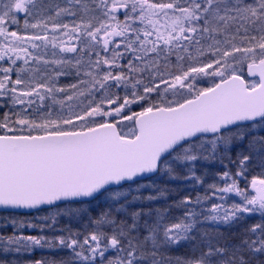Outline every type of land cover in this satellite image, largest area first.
I'll return each mask as SVG.
<instances>
[{"label":"snow or ice","instance_id":"1","mask_svg":"<svg viewBox=\"0 0 264 264\" xmlns=\"http://www.w3.org/2000/svg\"><path fill=\"white\" fill-rule=\"evenodd\" d=\"M0 264H264V0H0Z\"/></svg>","mask_w":264,"mask_h":264}]
</instances>
